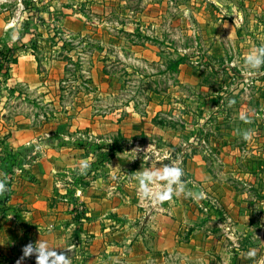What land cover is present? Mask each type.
I'll return each instance as SVG.
<instances>
[{"label": "rangeland", "instance_id": "rangeland-1", "mask_svg": "<svg viewBox=\"0 0 264 264\" xmlns=\"http://www.w3.org/2000/svg\"><path fill=\"white\" fill-rule=\"evenodd\" d=\"M222 3L0 0V52L9 49L15 57L33 52L41 80L37 89L23 84L10 88L17 63L9 65L8 75L0 76V98L7 99L0 110L5 124L64 134L84 147L82 157L90 160L87 175L111 177L118 191H128L122 194L128 198L122 202L128 216L108 211L96 225L98 238L109 234L112 247H118L111 256L98 257L97 264L104 259L135 264V253L144 255L136 249L140 243L156 254V231L150 227L154 216L180 207L186 221L178 241L186 243L193 233L200 239L189 257L183 251L161 253L165 264H264V65L251 69L244 61L264 44V0ZM17 154L27 159L22 171L35 182L30 169L40 159L39 150L29 146ZM115 159L128 162L127 167L109 174L106 165ZM10 162L8 151L1 150L5 192L12 190L16 171L21 173ZM201 162L207 187L200 181ZM169 163L183 169L184 191L153 203L139 193L134 177L143 168ZM189 191L205 195L193 199ZM228 193L237 196L245 219L229 215L232 200L228 206L223 200ZM60 203L56 199L50 206ZM71 210L75 226L69 225L68 232L65 221V230L58 228L64 249L57 251H64L70 264H96L97 236L87 231L78 235L90 222V210L86 203ZM56 218L49 214L50 228ZM118 225L126 232L116 233ZM50 234L52 241L56 233ZM16 236L19 256L29 242ZM252 251L255 255H249ZM159 256L137 264L163 263H156ZM27 258L36 264L35 255Z\"/></svg>", "mask_w": 264, "mask_h": 264}, {"label": "crops", "instance_id": "crops-1", "mask_svg": "<svg viewBox=\"0 0 264 264\" xmlns=\"http://www.w3.org/2000/svg\"><path fill=\"white\" fill-rule=\"evenodd\" d=\"M16 57V69L8 82L9 87L14 88L17 84H23L32 90L39 88L41 80L34 53L18 52ZM6 101V98H0V110H3ZM3 118L4 113H0V141L3 137H9L0 143V151H8L11 161L9 167L14 164L13 169L18 167L19 171L21 168V171H19L21 173H17L16 171V175H14L12 171L11 176H14L11 179L13 186L10 194L7 195L5 192L0 194V264H16L17 260L22 257V255L17 256L15 252L18 245L16 243L18 239L16 235L20 238L26 237L27 239L24 238V241L28 240V242H35L38 239L50 242V233L54 231L56 234L53 235L52 246H60L64 240V236L57 235V233H61L58 228L62 230L64 228L62 224L65 221L66 223L68 222L66 224L67 227L75 226L72 224L71 209L73 205L86 203L90 210V222L78 232L79 237H81V233L84 231H87L88 235L95 234L97 236L95 232L96 225H100V218L107 215L108 211L118 213L119 216H128L129 208L122 203L124 199H128L127 196L125 198L122 197V194H124L123 189L127 191L126 188H121L118 191L117 187L113 185L115 182H112V185L110 184L112 181L111 177L97 178L95 177L96 172L87 175L85 173L87 168L81 171L80 165L82 161H87L88 164L90 161L86 160L85 156L82 157L85 153L84 147L72 143L68 137L54 129L37 131L25 124L18 127H9L5 124ZM91 134L93 133L90 132L88 135ZM29 146L39 150V154L36 157L40 159L30 169V176L36 179L35 182L30 181V179L28 181L27 173L22 171L24 169L22 167L25 165L27 159L17 154V152L28 149ZM127 164L128 162L124 160L115 159L112 165H106V171L109 174H112L114 169L122 171V169L127 167ZM200 175V181L206 182L203 185L207 187L209 178L206 175L202 162L200 163ZM1 176L2 172L0 168V179ZM64 188L66 189L64 195L68 192L67 196L63 199L62 196L64 195H61V193ZM236 198L235 194L228 193L223 200L227 206L229 205V201L232 200V205L228 208L229 215L243 220L246 217H242L243 215H241L240 209L234 200ZM56 199L62 200V203L57 207L58 209L50 206L52 205V201ZM63 200L68 201L69 204L63 203ZM2 211L5 213H2ZM49 214L57 216V221L54 223L55 228H50L48 225ZM185 221L186 210L184 207H180L170 214L166 212L156 214L150 227L153 231H156L154 250L157 253L153 254V249L152 253H149L142 243L140 245L137 244L136 249L144 250V255L141 258H137L138 256L135 253V258L138 260L134 263L137 264L139 261L143 263V261L153 258V256L162 255L163 252L172 254L177 251H183L188 257L194 254L193 252L200 239V234L193 233L184 244L178 241V232L184 228ZM71 228H68L66 231L70 232ZM22 229L24 230L23 232H21ZM116 229L118 230L116 233L126 232V227H121V225H118ZM107 236L109 234H104V237L100 239L98 236L95 237V245L99 243L97 247H94L96 250L93 249L96 255H99H95L96 264L98 257L104 254H107L109 257L114 249L118 248L112 247L115 243H113L114 241L111 237L108 238ZM160 258V256L157 258L156 263L161 260ZM104 260V262L99 264H109L108 260ZM161 261L163 262V260ZM30 262V259L24 257L20 261V264H31ZM159 264L165 263L160 262Z\"/></svg>", "mask_w": 264, "mask_h": 264}, {"label": "clouds", "instance_id": "clouds-1", "mask_svg": "<svg viewBox=\"0 0 264 264\" xmlns=\"http://www.w3.org/2000/svg\"><path fill=\"white\" fill-rule=\"evenodd\" d=\"M218 7H223L222 0H215ZM187 15V10L185 11ZM245 64L251 69L260 68L264 65V44L256 46L244 58ZM240 119L247 120L248 116L245 113L240 114ZM247 135V134H245ZM89 167L87 161H82L81 171ZM183 169L175 163L164 164L156 168L147 167L139 171L134 177L137 181L139 193L153 203L170 200L173 193L184 191V184L181 180ZM6 179H0V194L7 190ZM193 199H201L204 197L203 192L187 193ZM61 248L59 245L53 247L47 240L38 239L35 242H29L22 248V257L17 260L16 264L24 257L35 255L36 264H70L69 257L64 251H57ZM249 255H255L252 251Z\"/></svg>", "mask_w": 264, "mask_h": 264}, {"label": "trees", "instance_id": "trees-1", "mask_svg": "<svg viewBox=\"0 0 264 264\" xmlns=\"http://www.w3.org/2000/svg\"><path fill=\"white\" fill-rule=\"evenodd\" d=\"M15 52H10V50L8 49V52L6 51H2L0 52V76H6L8 75V72H9V65L11 63H17V59L15 57ZM14 56V58H13ZM181 62L178 60V61H175L173 63V65L176 67L180 66ZM9 192H5L7 195H9ZM75 219L76 221H80L81 220V217L80 216H75Z\"/></svg>", "mask_w": 264, "mask_h": 264}]
</instances>
